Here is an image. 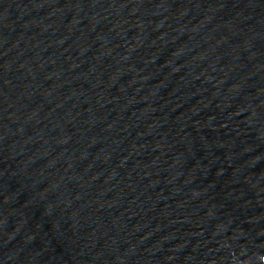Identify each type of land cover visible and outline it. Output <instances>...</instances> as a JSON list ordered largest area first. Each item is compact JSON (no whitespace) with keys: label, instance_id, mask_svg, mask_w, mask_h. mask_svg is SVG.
Returning a JSON list of instances; mask_svg holds the SVG:
<instances>
[{"label":"water","instance_id":"1","mask_svg":"<svg viewBox=\"0 0 264 264\" xmlns=\"http://www.w3.org/2000/svg\"><path fill=\"white\" fill-rule=\"evenodd\" d=\"M0 264H264V0H0Z\"/></svg>","mask_w":264,"mask_h":264}]
</instances>
